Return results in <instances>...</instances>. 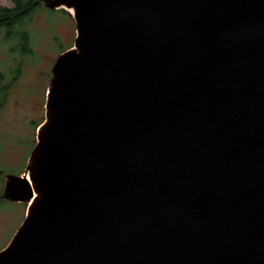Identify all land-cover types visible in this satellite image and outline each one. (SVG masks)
Returning <instances> with one entry per match:
<instances>
[{"label":"water","instance_id":"1","mask_svg":"<svg viewBox=\"0 0 264 264\" xmlns=\"http://www.w3.org/2000/svg\"><path fill=\"white\" fill-rule=\"evenodd\" d=\"M42 6L76 38L0 264H264V0Z\"/></svg>","mask_w":264,"mask_h":264},{"label":"rangeland","instance_id":"2","mask_svg":"<svg viewBox=\"0 0 264 264\" xmlns=\"http://www.w3.org/2000/svg\"><path fill=\"white\" fill-rule=\"evenodd\" d=\"M0 6L12 4L0 0ZM22 22L29 31L28 48L23 38L13 40V36L9 37L0 28V170L3 173L0 193L7 175L24 173L37 142V126L45 119L53 65L63 52L74 46L77 31L74 18L64 9L51 11L42 6ZM5 93H10L7 101ZM4 147L12 161L23 156L16 163H8L2 154ZM3 201L0 202V252L22 225L27 208L25 204Z\"/></svg>","mask_w":264,"mask_h":264},{"label":"trees","instance_id":"3","mask_svg":"<svg viewBox=\"0 0 264 264\" xmlns=\"http://www.w3.org/2000/svg\"><path fill=\"white\" fill-rule=\"evenodd\" d=\"M11 1L16 5L17 9L14 10V9L0 7V28L6 27L10 29L14 23H18L20 21L22 24L23 23L22 21H24L25 18L29 17L32 13L35 12V10L42 7V0H11ZM65 12L68 13L67 11ZM14 15H17L16 20H14ZM24 41L26 48H28L27 44L29 43V40L25 39ZM39 125L37 127H39Z\"/></svg>","mask_w":264,"mask_h":264},{"label":"flooded vegetation","instance_id":"4","mask_svg":"<svg viewBox=\"0 0 264 264\" xmlns=\"http://www.w3.org/2000/svg\"><path fill=\"white\" fill-rule=\"evenodd\" d=\"M10 2H11V4H12V6L11 7H4V6H0L1 8H8V9H17V7H16V5L11 1V0H9ZM37 10H35V12H36ZM34 12V13H35ZM16 16L17 15H14V20H16ZM13 18V17H12ZM2 29H5L6 31H7V35L9 36V37H12L13 36V40L14 39H18L19 40V38H20V40L23 38L24 40L26 39V40H29V42H30V37H29V31L27 30L28 29V27L26 28V26L25 27H23L22 26V24H21V21L20 22H18V23H14L13 24V26L10 28V29H8V28H6V27H1ZM31 51V50H30ZM5 95H6V97H4V100L5 101H7V99H8V97L10 96V93H5ZM36 145V144H35ZM35 147V146H34ZM8 148L9 149H12V147H9L8 146ZM34 149V148H33ZM3 153V155H4V157H5V159L7 160V162L8 163H16V162H18L20 159H21V157L23 156H20V157H17L16 159H14L13 161L10 159V157H7L6 155H7V151H5V147L3 148V151H2ZM32 153V152H31ZM31 155V154H30ZM30 158V157H29ZM29 158H28V160H29ZM28 160H27V162H26V164H28ZM26 167H27V165L25 166V168H24V172H25V170H26ZM3 175V173L1 172V170H0V175ZM19 175H22V173H20ZM0 202H4V201H2V200H0ZM26 212H27V208H26ZM26 216V215H25Z\"/></svg>","mask_w":264,"mask_h":264},{"label":"bare ground","instance_id":"5","mask_svg":"<svg viewBox=\"0 0 264 264\" xmlns=\"http://www.w3.org/2000/svg\"><path fill=\"white\" fill-rule=\"evenodd\" d=\"M72 11V10H71Z\"/></svg>","mask_w":264,"mask_h":264}]
</instances>
